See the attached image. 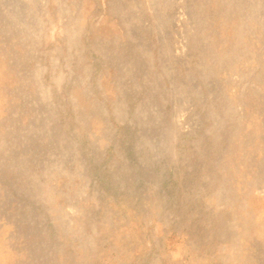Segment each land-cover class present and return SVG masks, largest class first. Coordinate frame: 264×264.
<instances>
[{"label": "rangeland", "instance_id": "1", "mask_svg": "<svg viewBox=\"0 0 264 264\" xmlns=\"http://www.w3.org/2000/svg\"><path fill=\"white\" fill-rule=\"evenodd\" d=\"M0 264H264V0H0Z\"/></svg>", "mask_w": 264, "mask_h": 264}]
</instances>
